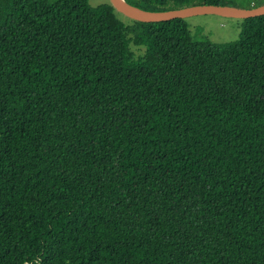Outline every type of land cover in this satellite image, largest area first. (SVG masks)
<instances>
[{
    "label": "trees",
    "instance_id": "1",
    "mask_svg": "<svg viewBox=\"0 0 264 264\" xmlns=\"http://www.w3.org/2000/svg\"><path fill=\"white\" fill-rule=\"evenodd\" d=\"M0 264H264V15L214 44L108 2L0 0Z\"/></svg>",
    "mask_w": 264,
    "mask_h": 264
},
{
    "label": "water",
    "instance_id": "2",
    "mask_svg": "<svg viewBox=\"0 0 264 264\" xmlns=\"http://www.w3.org/2000/svg\"><path fill=\"white\" fill-rule=\"evenodd\" d=\"M108 3L123 17L143 23L170 21L174 19L186 20L201 15H215L238 20L264 15V4L249 9L235 6L202 4L166 11H145L128 4L125 0H108Z\"/></svg>",
    "mask_w": 264,
    "mask_h": 264
},
{
    "label": "rangeland",
    "instance_id": "3",
    "mask_svg": "<svg viewBox=\"0 0 264 264\" xmlns=\"http://www.w3.org/2000/svg\"><path fill=\"white\" fill-rule=\"evenodd\" d=\"M108 0H88L91 7H96ZM188 29L193 38H207L214 44L233 42L238 38L240 31V20L235 18H224L215 15H201L186 19ZM131 51L140 56L144 50L130 46Z\"/></svg>",
    "mask_w": 264,
    "mask_h": 264
}]
</instances>
